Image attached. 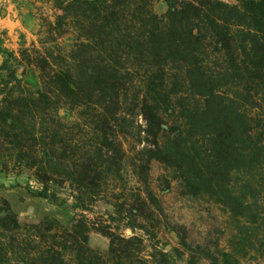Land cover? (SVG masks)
Wrapping results in <instances>:
<instances>
[{"label":"trees","instance_id":"16d2710c","mask_svg":"<svg viewBox=\"0 0 264 264\" xmlns=\"http://www.w3.org/2000/svg\"><path fill=\"white\" fill-rule=\"evenodd\" d=\"M42 2L58 13L37 45L15 52L0 37V173L29 172V194L70 199L77 214L20 224L0 195V264H174L158 243L154 163L167 188L235 224L217 252L172 229L174 254L239 264L238 247L264 228V0H165L161 16L154 0ZM98 201L112 211L90 220ZM92 232L106 252L89 246Z\"/></svg>","mask_w":264,"mask_h":264},{"label":"rangeland","instance_id":"374dc122","mask_svg":"<svg viewBox=\"0 0 264 264\" xmlns=\"http://www.w3.org/2000/svg\"><path fill=\"white\" fill-rule=\"evenodd\" d=\"M10 2L12 3L11 0ZM22 3L32 6L34 18L39 25L34 38L30 39L29 42H25L26 47H30L33 43L37 45L41 21H53L58 12L52 4L42 2V0H26ZM4 5L6 6L5 3ZM153 9L158 16L164 14L167 9L165 0H154ZM15 19L18 20V16ZM71 36L72 34L68 33L59 37L58 44L62 50L67 48L68 40ZM1 39L3 42L7 40L6 37H1ZM19 50L20 48H17L14 51L18 52ZM28 79L33 84L36 83V72L34 70L28 73ZM59 115L63 118L70 117V113L66 109H61ZM135 123L136 125H142L143 121L138 118ZM151 175L155 191L159 196L163 209V223L158 243L169 253L174 264H184V260L178 258L173 252L174 248L179 247V240L172 229L183 227L187 233V238L194 247L197 245L206 246L212 252H217L228 244L230 233L235 229V224L233 225L229 221L219 206L213 204L207 198L193 199L183 197L179 194L175 184L171 188H167L165 182L161 179L164 175L163 169L156 163L152 165ZM28 189L34 192L38 191V185L29 172L22 174L0 173V195L10 203L20 224L38 223L45 217H52L62 224L68 225L77 214L70 199L66 204L59 206L32 196L29 194ZM261 203L264 204V196L261 199ZM111 211V205L98 201L92 206L90 213L84 214L88 219L94 220L99 215ZM0 221L6 222V218L0 215ZM125 235H131V231H125ZM249 236L252 239V243L245 242L243 248L241 246L238 247L239 264H264V248H262V252H257L262 244L264 228L261 229L258 236L255 237L251 233ZM89 246L95 250L106 252L109 241L103 236L92 232L89 235ZM200 264H207V262L202 260Z\"/></svg>","mask_w":264,"mask_h":264},{"label":"crops","instance_id":"0c3cea01","mask_svg":"<svg viewBox=\"0 0 264 264\" xmlns=\"http://www.w3.org/2000/svg\"><path fill=\"white\" fill-rule=\"evenodd\" d=\"M11 1L0 0V37H6L4 46L14 51L20 48L21 43L34 38L39 25L34 18L32 6L22 3L26 0Z\"/></svg>","mask_w":264,"mask_h":264},{"label":"built area","instance_id":"2783aa9c","mask_svg":"<svg viewBox=\"0 0 264 264\" xmlns=\"http://www.w3.org/2000/svg\"><path fill=\"white\" fill-rule=\"evenodd\" d=\"M16 18V17H15Z\"/></svg>","mask_w":264,"mask_h":264}]
</instances>
